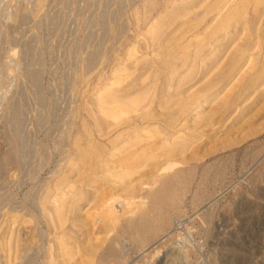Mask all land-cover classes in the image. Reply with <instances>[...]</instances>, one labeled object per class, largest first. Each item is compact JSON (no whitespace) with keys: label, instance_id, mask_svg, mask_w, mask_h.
<instances>
[{"label":"rangeland","instance_id":"rangeland-1","mask_svg":"<svg viewBox=\"0 0 264 264\" xmlns=\"http://www.w3.org/2000/svg\"><path fill=\"white\" fill-rule=\"evenodd\" d=\"M156 1L161 8L153 10L148 6L146 11L141 0H0V264L19 263L25 240L26 244L31 243L34 234V223L25 213L31 210L32 203L39 202L46 187L54 192L57 181L61 191L49 197L44 212L39 214L45 237L42 252L38 251L33 264H58V248L64 242H69L74 250L69 264L81 263V253L75 251L80 241V247L87 243L94 248L104 247L117 232L114 228L104 233L102 223L95 220L94 226L88 225L78 232H84L88 239H79L72 233L71 222L51 231L45 221L51 224L57 205L66 203L79 191L82 177L74 171L78 164L72 159V143L78 139V145L86 147L95 128V114L102 121H111L97 113L96 102L110 88L117 68L125 64L117 61L126 59L132 47L138 48L135 56L141 62L154 58L155 52L150 46L147 49L144 42L148 39L143 34L156 24L170 26L167 33L171 34L174 29L173 34L177 31L176 27L185 30L191 26L189 18L193 13H200L211 0H195L193 10L192 0H184L186 4H180L181 0ZM186 7L184 13L179 11ZM177 12L183 15L174 20ZM260 13L258 19L250 21L252 26L236 25L205 44L203 56L196 55L198 63L205 56L219 53L205 72L198 64L186 79L190 74L186 64L192 58L187 63L176 62L175 85L161 92L167 99L165 107L199 94L208 82L216 79L235 48L250 42V51L239 68L208 93L212 97L187 102L183 110L173 106V120L166 124L160 121L150 126L136 121L134 125L140 131L120 142L124 146L122 153L116 152V145L107 148L109 154H116L112 158L115 161L152 144L158 145L153 153L149 151L145 161L131 168L133 183L143 182L149 176L146 168L152 159L172 146L179 164L164 168L159 177L177 170L190 172L185 185H173L172 196L162 195L158 199L159 204L169 207L167 225L144 242L134 244L125 236L120 264H264V79L251 83L264 59V10ZM188 39L191 40L190 36ZM190 52L195 54V48ZM133 75H139V71ZM167 78L171 79L162 74L161 80L141 84L152 88L148 98H154L156 90L163 88L161 81ZM150 99L142 105L138 116L146 112L160 115L158 103L153 109ZM126 130L107 129L108 140L102 139L103 143ZM116 165H109V172L118 170L114 169ZM156 188L159 184H149L143 195L146 197ZM89 191L94 193V189ZM112 192L124 194L118 189ZM134 201L144 206L149 202L147 198ZM91 205L80 213L82 219ZM115 205L118 209L119 205ZM13 215L24 216L15 223L11 222ZM95 217L101 215L97 213ZM34 247L31 244L30 254Z\"/></svg>","mask_w":264,"mask_h":264},{"label":"bare ground","instance_id":"bare-ground-1","mask_svg":"<svg viewBox=\"0 0 264 264\" xmlns=\"http://www.w3.org/2000/svg\"><path fill=\"white\" fill-rule=\"evenodd\" d=\"M141 1H142L143 9L146 11L148 6H150V8H152L153 10H158L161 8V4L156 0H141ZM183 1L184 0H181L180 4L187 3ZM194 1L195 0H192V4ZM249 7L253 8V10L249 11L248 10ZM194 8H196V3L193 4L192 10ZM261 10H264V0H211L209 3L204 5L203 10L200 13H195V12L193 13V15L189 18L191 22V26L185 30H181V28L176 27L177 31L174 32V34L173 31H175V29L172 31V34L171 31L167 33V30L170 28V26H166L164 22L163 24L165 26L156 24L154 26H151L143 34L148 39V42H144L145 45L147 43V49H149L150 46V48L153 49L152 51L155 52L154 58L148 61L141 62V60H138L135 56V53L138 50V48L132 49L133 48L132 47L131 50L127 53L126 59L123 58L117 61L120 62V64H122L125 61V64L122 65V68H117L118 70L115 71L113 75V79H112L113 82L109 84L110 88L104 90V92H102L99 95L96 102L97 113H100L102 116H104L105 118L111 121L108 120L102 121L101 120L102 117L99 118L95 114V118H94L95 128L92 129V132L89 135L86 147L85 148L80 147L78 145V139H75L74 142L72 143V148H70L71 154L73 156L72 159L73 161H76V163L78 164V168H76L74 171H78L79 176L82 177L80 186L77 187L79 188V191L76 194H74L73 197L66 203H60L59 205H57L56 212L51 218L52 221L51 224L50 222L45 221V225L47 229L51 231L53 229L55 230L57 228H60L62 225L66 224L67 221L71 222L74 227L72 228V233L76 235L79 239L81 237H85L88 239V236H86L84 232L83 233L82 232L78 233V232L82 231L88 225L90 227L94 226L95 220H98L100 223H102L104 233H107L109 231L111 232L112 230H115L114 228L117 229V232L115 231L114 234L108 238L104 247L100 245L99 248L97 247L94 248V246L89 243H87V245H85L84 247H80L81 246L80 244L83 243V241H80L78 243V248H76L75 251L77 253L78 252L81 253L82 261L81 263L75 262L74 264H120L124 254L123 253L124 247L121 243L125 236L129 237L134 244L138 242H144L149 238L155 236L158 231L162 230L167 225L168 212L166 211V208L168 207V205L163 206V204L162 205L159 204L158 199L162 198L161 197L162 195L172 196L173 185L174 184L178 186L185 185L187 181V176L190 175L189 171L185 174L184 172L177 170L167 176L159 177L158 173L161 172L164 168H173V166L179 164L175 161V157L177 156L175 148H173V146L170 148L168 147V149L162 151V153L154 157L152 159V164L148 165L146 168L148 170L149 176L143 182L137 181L136 183H133V181H131V177H132L131 174L132 172L130 171L131 168L134 167V164H138L141 161H145V158L148 155L149 151L152 150L154 151L158 145L152 144L149 147H145L138 151L128 153L126 154L127 156L125 155L126 157L122 156V158H119L118 160L115 161H113L112 158L116 154L115 153L109 154V152L111 151L108 150L107 148L116 145L114 147V149H116V152L122 153L124 146L123 143L120 142L126 138L128 139L129 134H134L140 131L138 130L137 125H134L136 121H139L141 125L160 124L159 123L160 121H163V124H166L168 120H173V114L171 113L173 110V106L179 107V110H183L185 109L187 102L192 101L193 103H195L201 98H203V96L205 97L206 100L209 99V97L212 94L209 96L208 93L211 90L217 88V84L219 82L221 83V81H223L227 76H230L232 73H234L236 69L239 68V66L247 56L248 52L250 51V47H251L250 42L242 43L235 48L231 56L228 57L223 69L216 74V79H214L213 82L212 81L208 82L201 89V92L199 94L196 93L194 96L185 99L183 102H179L175 105L173 104L170 107H165L164 104L165 105L167 104V99H164V94L162 93L164 92V89L166 87L171 88L173 87V85H175V83L173 82V77H174L173 72H175L177 69L176 62L181 61L187 63L189 61L188 59L192 58L189 65L186 64L187 66L186 70L190 73L189 75L185 76L186 79L191 75V72L198 64H201V66H198V68H200L202 72H205L209 68L211 63H213L219 55L218 52H215L213 54L205 56L204 58H201L198 63L196 59V55L200 54L201 56H203V52L201 51L204 48L205 44L210 42L213 38H219L221 35H225V32L227 30H229L230 28L234 29V26L236 25L252 26L251 25L252 23H250V21L252 20L255 21L256 19H258V17L261 16L260 15ZM179 11L184 13L185 11H187V7ZM182 13H178V12L175 14L173 13L174 14L173 19L175 20V18H177ZM173 19H171L172 20L171 24H174L175 22L173 21ZM183 20H184V16H183ZM214 21L215 23L211 25ZM227 34L231 36L230 33H226V35ZM189 36L193 41L191 40L189 41L188 39ZM192 47L195 48V54H191L190 52V49ZM117 52H119V50ZM134 71L135 72L139 71V75L134 76L133 75ZM162 74H164L165 76L167 75L170 76L171 79L168 80L167 78L161 81L163 88L160 91L158 89L156 90L157 94H155L154 98L151 99L148 98L149 97L148 95L152 91V88L143 86L141 84H143L146 80L149 81L150 80L153 81L155 79L161 80L160 75ZM145 75L146 78L142 80V78ZM33 76L34 75H32V77ZM254 77L255 78L251 80V83L254 84L264 79V59L262 60L257 70L255 71ZM148 99H150L149 105H151L153 109H155L156 103H158L157 107L160 110L159 116H157L154 112H146L141 114L140 116L137 115V113L141 110V107H143L142 105L145 102H147ZM224 105H227V101L224 102ZM162 114H166V115L162 116ZM115 128L117 129L120 128L123 130L127 129V130L124 131L123 133H120L117 137H115L114 140H109L106 144H104L102 139H105L106 141L108 140V138H105L106 137L105 131L107 129L109 130ZM150 133L154 135L153 132L150 131ZM11 161H14V155L11 156ZM112 163L117 164L114 169L117 168L118 170L109 172L110 170L108 169V167ZM105 168L108 170L103 171V169ZM82 169L84 170L81 172L80 170ZM104 173L106 174L108 173V174L105 175ZM57 182L58 183L54 189V192L52 191L51 187H46V189H44V193L42 192V197L40 198L39 202L31 204L32 206L31 210L33 209L34 212L29 210L27 213H25L27 216H29L32 219L34 223V228H33L34 234L31 237L33 239L31 243L26 244L28 240H25L22 249V255L20 256V260L18 264H33V262L35 261L33 259L36 258L37 254L39 253L38 251L42 252L41 248L45 237V233L38 222V218H39V214H41V212L42 213L44 212L45 210L44 204L49 200V197L52 196L53 194H56L57 196V194L61 191V183L60 181ZM149 184L153 186H155V184H159V188H156L155 190L148 192L147 196L145 197L143 193L145 192ZM104 186L109 188L110 191H106V188H103ZM62 189H64V187ZM91 189H94V193L89 191ZM116 189L123 191L124 194L116 195L114 192H112V191H116ZM144 198L145 199L147 198L149 201L147 206L140 205L141 203H139V201L138 202L134 201L136 199L139 200L143 199L144 201ZM116 203L117 205H119L118 206L119 210L116 208L117 207L115 205ZM89 204H92L91 205L92 208L85 213L84 215L85 219H82L84 217L81 218L80 213ZM134 205H136L135 208H131V206ZM37 213H38V217H37ZM97 213L101 215L100 218L95 217ZM23 216L24 215H21V217L20 215L19 216L13 215L11 216V222L17 223L20 220V218H22ZM117 226H119V228H117ZM31 244L32 245L35 244L36 249L34 247L35 250L34 251L32 250L30 254L29 251L33 249V248L30 249ZM70 245L71 244L69 242H64L63 244H60L59 246L60 248H58V250H60L61 252L59 253L60 261L58 262V264H69V262L73 259L74 250L72 247H70Z\"/></svg>","mask_w":264,"mask_h":264}]
</instances>
